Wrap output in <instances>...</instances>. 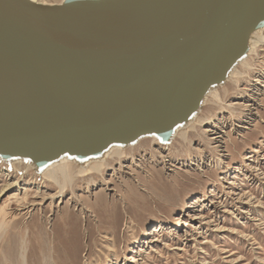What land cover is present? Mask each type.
<instances>
[{"label": "water", "instance_id": "95a60500", "mask_svg": "<svg viewBox=\"0 0 264 264\" xmlns=\"http://www.w3.org/2000/svg\"><path fill=\"white\" fill-rule=\"evenodd\" d=\"M261 26L264 0H0V153L39 165L151 132L170 140Z\"/></svg>", "mask_w": 264, "mask_h": 264}, {"label": "rangeland", "instance_id": "374dc122", "mask_svg": "<svg viewBox=\"0 0 264 264\" xmlns=\"http://www.w3.org/2000/svg\"><path fill=\"white\" fill-rule=\"evenodd\" d=\"M250 61L248 72L235 66L241 78L226 85L222 108L210 101L197 111L204 120L188 144L174 134L127 145L74 194L41 201L57 190L41 168L0 160V264H70V248L81 264H264V45ZM126 197L140 202L134 215ZM102 200L109 216L91 238L96 218L85 208ZM113 215L121 218L115 230Z\"/></svg>", "mask_w": 264, "mask_h": 264}, {"label": "bare ground", "instance_id": "6f19581e", "mask_svg": "<svg viewBox=\"0 0 264 264\" xmlns=\"http://www.w3.org/2000/svg\"><path fill=\"white\" fill-rule=\"evenodd\" d=\"M32 1L43 5L67 7L68 5L86 4L100 0H62V2L57 4H47L40 2L39 0H32ZM85 13L98 18H106L107 16L106 13L98 9L86 10ZM262 29H264V26L258 27L250 33L248 40L246 42V48L244 53L241 54L228 68V70L224 75V78L221 81L212 83L207 88L202 98L200 99L197 107L190 114H188L185 119L178 121L173 125L170 138L174 139L173 135L175 134L176 137L179 138L181 142L188 144L190 138L189 134H191V133L188 134V132L197 131V125L203 123L204 119L201 118L197 112L198 110H201L202 108L201 106L204 104L206 105L210 101H214L215 104H217V106L222 108L223 99L221 96L222 94L223 95L226 94L227 91L226 85L229 82L237 85L238 81L241 78V74L237 71V69H235V66H237L239 69H242L243 71L248 72L250 67L252 66L250 61L252 56L257 55L258 49L262 47V45H264V36H259L257 34L258 33L257 31ZM132 76L131 77L127 76V78L129 77L128 79L130 81L132 80V82L136 81L137 78ZM208 96L210 97V99H207ZM43 116L44 115L40 111L35 112V117L38 120H44ZM148 137H150L151 140L153 141L162 139L161 140L162 143L167 142L168 139L167 137L160 135L157 132H151L148 134L139 135L129 142L112 140L96 152L79 153V152L65 151L58 154L55 157L48 158L42 164L39 165L32 157L17 155V154L9 158H5L3 154L0 153V160L11 163L14 158L30 160L33 164H35V167L39 169L41 168L39 171L40 175L48 179L49 182H52V184L57 189L55 194H52L50 196H44V198L37 195L36 198L40 199L41 201H43L45 198L57 199L61 197L66 190H69L74 194V188L78 183H86L87 184L86 186L88 188L89 184L94 182L98 178V176L103 175L105 168L109 167L112 161H120L124 156L127 155L126 152L127 145L130 146H133L134 144L137 145L141 140ZM44 165L46 166L42 168ZM171 165L173 166V164ZM30 168H32V165L29 163L27 166V170ZM37 191H39V188H37ZM135 200L133 202V200L130 201L129 198L127 197L125 198V201L130 202L129 204L132 205V215H134L135 212H137V210L141 206L140 202H138L139 200L138 201ZM36 204L38 205L39 203ZM106 207L108 206L104 200H102L100 203L98 202L92 204L88 203L86 205V208L84 207L86 211L94 213V217L96 218V224H93L92 221L89 222L88 224V230L91 238L94 237L95 232H98V221L100 223V227H102L103 225L101 224L103 223L105 224L104 219L109 216L108 214L109 210H106ZM68 214L71 215L72 212H68ZM112 217H115V215H113ZM63 222L66 224L64 217H63ZM120 223H121V218H118V216H116L114 219L112 218V220L110 221L109 227L115 230ZM117 235L118 233L115 232L114 234L115 238L112 240L114 247L118 239ZM37 241H38L37 246H39L37 248H39L41 251L42 249L44 250V247L42 248V246L44 245L46 239H44V236L42 234L38 236ZM75 254H76L75 248H70L66 253L67 259L70 261V264H81V258L80 255L78 254H77V258L75 259L76 261H74ZM89 264H94V262L93 263L89 262Z\"/></svg>", "mask_w": 264, "mask_h": 264}]
</instances>
